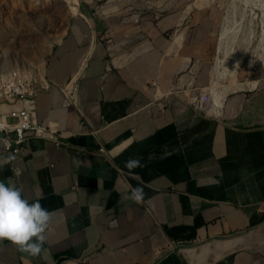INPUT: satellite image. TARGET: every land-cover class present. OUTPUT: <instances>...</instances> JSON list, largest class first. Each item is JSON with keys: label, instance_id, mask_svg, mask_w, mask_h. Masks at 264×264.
Here are the masks:
<instances>
[{"label": "crops", "instance_id": "1", "mask_svg": "<svg viewBox=\"0 0 264 264\" xmlns=\"http://www.w3.org/2000/svg\"><path fill=\"white\" fill-rule=\"evenodd\" d=\"M81 16L36 73L51 81L37 118L62 143L0 145V181L54 214L47 241L32 255L2 240L0 264H264V83L237 113L205 116L171 94L188 58L167 32L185 15ZM136 187L141 203L126 198Z\"/></svg>", "mask_w": 264, "mask_h": 264}, {"label": "rangeland", "instance_id": "2", "mask_svg": "<svg viewBox=\"0 0 264 264\" xmlns=\"http://www.w3.org/2000/svg\"><path fill=\"white\" fill-rule=\"evenodd\" d=\"M109 13L129 22L185 15L167 32L169 50L188 58L170 91L197 113H237L264 83V0H0V75L29 80L42 69L46 77L66 27L81 15Z\"/></svg>", "mask_w": 264, "mask_h": 264}, {"label": "built area", "instance_id": "3", "mask_svg": "<svg viewBox=\"0 0 264 264\" xmlns=\"http://www.w3.org/2000/svg\"><path fill=\"white\" fill-rule=\"evenodd\" d=\"M51 81H37L16 77L15 82H0V145L7 156L19 155L23 144L33 137L46 138L59 145L61 140L56 126L37 118V96L49 88ZM5 106L7 110H2ZM105 153L104 148H99ZM18 169H15V173Z\"/></svg>", "mask_w": 264, "mask_h": 264}, {"label": "clouds", "instance_id": "4", "mask_svg": "<svg viewBox=\"0 0 264 264\" xmlns=\"http://www.w3.org/2000/svg\"><path fill=\"white\" fill-rule=\"evenodd\" d=\"M7 162L8 160L0 161V166ZM143 166L138 158L125 162V167L130 171ZM16 175H21V172L18 170ZM144 197L143 188L136 187L131 189L126 198L141 203ZM53 215L39 201L29 203L24 199L22 189L14 183L6 184L0 181V241L8 240L16 245L18 250L38 255L47 241L46 230Z\"/></svg>", "mask_w": 264, "mask_h": 264}, {"label": "bare ground", "instance_id": "5", "mask_svg": "<svg viewBox=\"0 0 264 264\" xmlns=\"http://www.w3.org/2000/svg\"><path fill=\"white\" fill-rule=\"evenodd\" d=\"M221 34H224V32L223 33H221ZM263 37H264V33H263ZM261 42V41H260ZM260 46V45H259ZM262 53V52H261ZM260 55H262V54H260ZM264 64V63H263ZM42 72V71H41ZM22 80H28V79H25V78H23L22 77ZM16 81V76L14 75H9V76H1L0 75V82L1 83H11V82H15ZM240 86V85H239ZM240 88V87H239ZM223 98H224V96H222V98L220 99V101L218 102V100L217 101H215V102H218V104H217V107H216V113H217V115H220L221 113H222V110H223ZM1 109L2 110H7V108L5 107V106H1Z\"/></svg>", "mask_w": 264, "mask_h": 264}]
</instances>
